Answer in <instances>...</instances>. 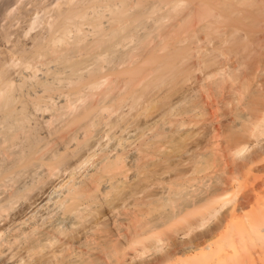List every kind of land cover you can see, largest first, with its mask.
Returning <instances> with one entry per match:
<instances>
[{
  "label": "bare ground",
  "instance_id": "obj_1",
  "mask_svg": "<svg viewBox=\"0 0 264 264\" xmlns=\"http://www.w3.org/2000/svg\"><path fill=\"white\" fill-rule=\"evenodd\" d=\"M51 1L0 17V264H264V0Z\"/></svg>",
  "mask_w": 264,
  "mask_h": 264
},
{
  "label": "rangeland",
  "instance_id": "obj_2",
  "mask_svg": "<svg viewBox=\"0 0 264 264\" xmlns=\"http://www.w3.org/2000/svg\"><path fill=\"white\" fill-rule=\"evenodd\" d=\"M29 1L31 2V3H29ZM29 1H27L26 2V0H0V17H21V18H23V16H22V12L23 13H25L26 11H28L30 8L29 7H31V11L29 10L28 11V14H24V20H26V22H24L23 21V19H22V24L20 23H18L19 25H17V24H15L16 26H17V29H18V27L19 26H26L27 25V27H29V24H30V22L32 21V20H34V19H32L33 17H37L38 18V20H36V18H35V21H37L36 23H37V26L40 28V24H41V21L43 20L42 18H43V15H46V14H44V12L42 11V10H44V8L45 7H47L48 5H49V1H51V0H44V2H43V0H42V2H41V0H29ZM188 2V0H184L183 1V5H186L187 4V2ZM222 1V0H221ZM223 1H225L227 4H232L233 5V7H234V12L236 13L237 12V14L239 13V12H242V14L244 15L245 13L243 12V10H245V12H248V11H246V10H249V9H253L252 11H254V9H256V8H253L254 6H255V3L253 2V1H255V0H245L246 2H243L244 0H236L237 2H235V0H223ZM249 1V2H248ZM51 2H54L53 0L51 1ZM182 2V1H181ZM229 2V3H228ZM250 2H251V5H250ZM39 3V4H38ZM42 3V4H41ZM243 3H245V7H244V4ZM254 3V4H253ZM24 4H30V5H27V6H24ZM32 4V5H31ZM37 4V5H36ZM41 4V5H40ZM47 4V5H46ZM206 4V3H205ZM207 5L208 6H205V5H203V3L200 5V7H199V5L198 4H195L194 5V9L196 8V6L199 8V9H202L203 7H209V8H211V9H214V13H216V12H219L220 13V11H219V9H217L218 7H217V5H214V4H211V3H208L207 2ZM210 5V6H209ZM211 5H213V6H211ZM242 5V6H241ZM250 5V6H249ZM23 6H24V9H23ZM43 9H42V8ZM202 7V8H201ZM256 7V6H255ZM29 8V9H28ZM34 8V9H33ZM10 9V11L8 12V10ZM33 9V10H32ZM37 9V10H36ZM199 9H196V10H198V12L196 13V14H198L199 12H201V10H199ZM239 9L240 10H242V11H239ZM39 10L41 11V12H39ZM36 11V12H35ZM45 11V10H44ZM239 11V12H238ZM196 12V11H195ZM212 12H213V10H212ZM233 12V15L235 14ZM43 13V14H42ZM32 14H33V16H32ZM195 14V15H196ZM32 16V18H31V16ZM194 15V16H195ZM199 15H200V13H199ZM243 15H240V13L238 14V15H235L236 17H242ZM25 16H27L26 17V19H25ZM30 16V17H29ZM170 17L168 14H165L163 17ZM192 17H194L193 15H191ZM190 16V17H191ZM197 16V15H196ZM199 17V16H198ZM201 17H202V15H201ZM205 17V16H204ZM207 17H209V16H207ZM219 17H222V16H219ZM245 17H248V15L247 16H245ZM20 18H18V20H19ZM29 19H31V20H29ZM17 20V22H20V21H18ZM27 20H28V22H27ZM16 22V23H17ZM36 23H34V24H36ZM14 25V26H15ZM13 26V28L14 29H12V31L13 30H15L16 31V27H14ZM27 27H23L22 29L23 30H21V31H24L25 29L24 28H27ZM33 27H36V26H33ZM37 27V29L36 30H38L39 28ZM20 28L21 27H19V32H20ZM28 29V28H27ZM26 29V30H27ZM25 30V31H26ZM32 30H33V28H32ZM34 30H35V28H34ZM33 30V31H34ZM30 31H31V29H30ZM18 32V33H19ZM32 32V31H31ZM31 32H29V33H31ZM35 32V31H34ZM16 33V35H17V31L16 32H14V34ZM13 34V33H12ZM28 35V34H27ZM29 36V35H28ZM14 38V37H16L15 35H11V38ZM136 259H139V258H136Z\"/></svg>",
  "mask_w": 264,
  "mask_h": 264
}]
</instances>
